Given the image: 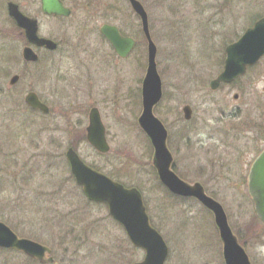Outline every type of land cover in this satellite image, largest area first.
I'll use <instances>...</instances> for the list:
<instances>
[{"label":"rangeland","instance_id":"1","mask_svg":"<svg viewBox=\"0 0 264 264\" xmlns=\"http://www.w3.org/2000/svg\"><path fill=\"white\" fill-rule=\"evenodd\" d=\"M70 1L82 9L63 23L57 72L45 77L43 70L28 69L15 90L0 94V222L19 238L48 247L57 264L142 261L144 252L131 246L105 205L87 201L71 179L64 150L54 148L56 128L66 129L77 118L84 130L90 109L96 108L110 151L99 154L84 138L78 154L94 170L140 191L150 225L168 247L165 264H224L212 214L194 200L171 195L151 165L153 149L137 124L146 68L140 19L127 0ZM137 1L157 49L162 98L153 113L167 129L172 169L183 181L202 185L223 207L250 263L264 264V225L247 190L248 169L264 147V57L231 87L210 89L223 69L225 47L264 18V0ZM103 24L136 41L128 57L116 56L99 33ZM57 30L49 25L54 35ZM10 42L4 41L1 71L18 67L6 64L15 54ZM10 77L0 74L4 91ZM29 91L48 105L51 117L25 105ZM184 106L192 110L188 121ZM49 123L51 132L45 133ZM49 138L57 143L50 144ZM16 151L29 156L22 159L30 169L26 182L14 171ZM30 262L0 250V264H39Z\"/></svg>","mask_w":264,"mask_h":264},{"label":"water","instance_id":"2","mask_svg":"<svg viewBox=\"0 0 264 264\" xmlns=\"http://www.w3.org/2000/svg\"><path fill=\"white\" fill-rule=\"evenodd\" d=\"M131 10L138 15L141 21L142 32L147 40V67L142 80L141 99L142 111L138 118V126L148 137L152 147V165L156 170L159 182L165 186L171 194L194 198L212 215L222 244V257L224 264H251L244 249L240 246L233 234L223 207L213 198L206 195L199 183L190 184L181 180L172 170L173 157L167 147L168 134L164 125L158 120L153 109L162 97L161 80L156 71V47L152 42L148 28V17L143 6L137 0H128ZM13 6L15 9L16 7ZM43 11L52 15L68 16L70 11L62 7L59 0H42ZM10 16L18 17L26 26H22L28 33V39L38 46L54 50L53 41L36 36V23L23 19L10 9ZM27 22L30 24L28 25ZM102 36L108 40L115 53L125 58L133 49L134 41L131 38L122 37L114 26L103 25L100 28ZM264 56V18L259 19L248 28L243 35L226 49V58L223 71L212 82L215 88L219 82L230 83L243 76L246 68L256 64ZM27 60H35L36 57L29 49L24 51ZM17 78L13 77L11 84ZM25 102L32 108L43 113L48 111L34 93H29ZM185 120L191 118V110L188 106L182 109ZM87 141L100 153H107L105 130L96 108L89 113V125H87ZM70 166V172L74 176L77 185L82 187L85 197L94 202H102L107 205L110 218L118 222L124 229L127 238L133 246L145 252L142 262L135 264H165L168 256V248L152 226L149 225L140 193L132 188L126 189L122 185L111 181L106 176L94 171L85 165L71 150L66 154ZM248 193L254 204V211L259 221L264 224V151L254 161L248 175ZM0 248L18 251L37 261L39 264H54L50 257L51 250L41 244L16 236L9 227L0 222ZM56 264V263H55Z\"/></svg>","mask_w":264,"mask_h":264},{"label":"flooded vegetation","instance_id":"3","mask_svg":"<svg viewBox=\"0 0 264 264\" xmlns=\"http://www.w3.org/2000/svg\"><path fill=\"white\" fill-rule=\"evenodd\" d=\"M70 2H71L70 0H59V3L62 5V7H64L65 9H68L70 11L69 12L70 14L68 16H65V15H52V14L45 13L43 11V8H42V0H0V24H1V26H0V54L4 48L3 45L5 46V44H4L5 39L11 38L14 42H13V44L10 42L11 43L10 45L14 47L15 54L13 56H11V59H10V57H7L8 63H6V64L8 66L9 63H13L14 65L18 66L17 69L12 68V69H14L12 74H11L12 69L10 68V66L7 70H4V69H3V71L0 70V74L11 75V77L8 81V87L7 88L5 87V89H6L5 91L2 89L4 87V83L1 82L0 94H6L7 92H12L13 90H15V88L17 87V84L20 82V79H22L24 76H27V74L29 75L31 70H33L34 72L43 70L42 74H44L45 77H46V72L47 73L49 71H50V73H51V71L57 72L56 69L59 68V66L57 67V64H59V62L61 63V61L63 59V55H62L63 51L61 52V48H62V44H63V38L61 36H63V31H64L63 23H64V21H66L67 19L72 17V15H73L72 12H75V10H77V9H78V11L82 9V7L77 6L76 4L70 3ZM10 5H14L16 8L14 9L13 6H10ZM10 9L15 10L16 14L20 15L23 19L29 20L30 23H31V21L35 22L36 23V36L40 39L43 38V39H48V40L53 41L56 45V48L54 50H50V48L47 49L44 46H41V45L38 46L34 42L29 41L28 33H26V29L22 27L23 25L24 26H26V25L18 17L10 16ZM27 24L30 25L28 22H27ZM50 24H54L58 28V30L56 32L57 34L54 35V33H51L49 31V25ZM103 25H105V24H103ZM100 27H99V29H100ZM119 32L123 37H128V36H125L120 30H119ZM2 35L8 36V38L3 37ZM26 49H29L30 51H32V53L36 57L35 60L25 59L24 51ZM224 59H225V57H224ZM9 60H10V62H9ZM0 63H1V59H0ZM32 68H34V69H32ZM28 69H31V70L29 71ZM16 71H19V73H17ZM56 76H57V74H56ZM1 77L5 78L7 76H1ZM13 77H15L17 79L13 84H11V80ZM215 79L210 81V88H212L211 84L213 81H215ZM237 80H239V78L234 80L231 83L219 82V84L215 88H212V89L217 91L219 89L231 87ZM29 93H34L37 96L38 100L44 106L47 107L48 111L46 113H41L40 111L33 110L30 108V106L25 102V98ZM23 98H24L25 105L28 106L29 109L32 110L33 112H38L39 114L41 113L43 115V117H45V118L52 116L53 111H51V109L48 107V105L45 102H43L35 92L29 91L26 93L25 97H23ZM91 109H93V108H91ZM91 109H90V111H91ZM90 111H89V113H90ZM191 116H192V113H191ZM88 124H89V114H88ZM87 127L84 128V130H83L82 120L80 119L77 121V118H76L74 120V122L69 121V123L66 125V129H60L58 127L53 131V133L56 136L55 138L58 140V143H57V140H55L53 138L51 140L49 138V141L50 142L52 141V143H50V144H56L57 143L56 145H54L55 146L54 148H56V149L60 148V149L64 150L63 158L65 160V165L68 168L69 174H70V168H69L68 160L66 158V154L69 150H71L78 156V158H80V156L78 154V148L81 146L84 138L87 141V132H86ZM43 128H44L45 133L51 132L50 131V123L48 125H45V127H43ZM105 134H106V131H105ZM260 142L264 145V139H263V141L260 140ZM17 145L19 147V141H17ZM263 150H264V147H263V149H261V151L258 153V155L255 158H253L254 160H253L252 164L260 156V154L263 152ZM13 158L14 159H13L12 163H13L14 171L17 172L18 174H22V176H21L22 181L26 182V181L30 180V169H29V166L27 167L28 163L24 164L22 161V159L28 160L29 156H21L19 154V152L16 151V155H15V157L13 156ZM249 170H251V169L250 168L248 169L247 174H249ZM70 176H71V179L73 180V182L75 183L74 177L71 174H70ZM75 185H76V183H75ZM77 188H80V187L77 186ZM247 189H248V175H247ZM81 191H82V189H81ZM192 200L197 202L195 199H191V201ZM251 201H252V199H251Z\"/></svg>","mask_w":264,"mask_h":264},{"label":"trees","instance_id":"4","mask_svg":"<svg viewBox=\"0 0 264 264\" xmlns=\"http://www.w3.org/2000/svg\"><path fill=\"white\" fill-rule=\"evenodd\" d=\"M2 251H5V250H2ZM30 263H34L33 261H31Z\"/></svg>","mask_w":264,"mask_h":264}]
</instances>
